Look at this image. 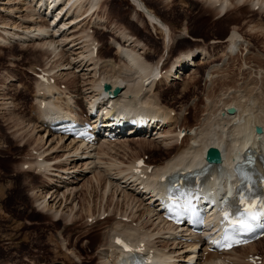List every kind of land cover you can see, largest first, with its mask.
<instances>
[{
    "label": "bare ground",
    "instance_id": "bare-ground-1",
    "mask_svg": "<svg viewBox=\"0 0 264 264\" xmlns=\"http://www.w3.org/2000/svg\"><path fill=\"white\" fill-rule=\"evenodd\" d=\"M130 1L135 6V8H137V10H141L145 14L147 20L149 23H151L153 28L164 35L166 38L164 52L167 54L169 49H171L172 45H174L176 41L172 37V31L170 30L167 23L155 15L148 7H146L142 0ZM201 1L205 6L211 7L212 10L217 13V17L219 19L221 16L225 15L228 8L232 9L234 5L238 4L245 6L249 0ZM250 1H252L253 7H255L257 4H261L264 7V0H257V3H254L255 0ZM105 3L106 0H0V13L5 16L4 19L1 18L2 20H0V34H2L0 35V45L3 44L10 46L13 44H19L20 46V44H22V46H20V48H22L24 45L26 46V44L29 47L34 43V45H36V49H38H35L36 51L50 54V56H54L55 59H57H53V62L51 61L54 66L50 62L52 67L50 66V69H48L49 72L53 73L55 81L51 82L50 85H41L37 82L35 83L38 90L37 94L34 95L35 99H37L36 104H38V110L35 112V114L36 119L40 122V124L37 125V123H35L36 125H34L33 130H28L29 133H27L25 129L29 127L28 125L30 124L26 125L25 121H16L18 123H14L16 124L14 126H17L15 129L20 131L21 136H19L21 138H26V134H29L30 137H32L37 128L38 131H42V129L46 130L50 136L52 132V122L61 118H66L72 114L78 116L80 104L77 100V97L78 95H82L83 99V95H88L86 97V101L88 103H86L93 106L100 104L102 113L101 115L105 118L109 116L116 105L126 106L130 112L135 114L140 113L142 115H146L147 117L149 116V118L153 116L161 117L163 120L160 123V128L157 129V126H159L158 124H153L158 135L154 138V140H157L158 143L161 142L159 147L162 149L169 150L176 148V153L173 157L166 160L164 163L165 165H154L151 173L147 172L142 175H134L130 172V164L117 160L113 162L111 161L112 159L109 158L114 155H112V151L114 148H116L115 146H127L128 141L139 139H136V137H130V139L123 137L124 139H120L112 144L108 143V137L102 135L100 139L101 143L99 144L97 149L98 151L96 152L94 150L97 147L93 148L91 145L85 143L79 144L78 141L72 139L69 143L71 145L70 150L72 151V153L71 151H69V153L72 155L68 156L65 162L62 163V161H59L58 163L57 161L54 163V165H52V162L49 161L52 159L56 161L59 158L49 159V157L54 153H57L60 149L62 150L64 148L63 145H65L66 141L71 138V136L67 134L57 132V136L55 135L57 137V144L52 146V144L55 143V140L53 138L50 139L48 148L43 150L44 152L39 151L37 156L34 157L32 161H29V163L34 167L33 169H39L37 174L45 177L50 183L49 185H47L48 183L46 184V187H49V190L42 192L40 197L37 198L36 202L41 201V203L38 204V211L36 212L46 215L53 214V216L59 218V222H64L67 226L77 222L78 219H80L79 211L76 210L78 205H74L70 208L67 205L71 204V202L74 203V197L77 194V189H75L74 183L76 182L75 179L80 177V175L78 176L79 172L77 173L79 169L77 168V165L73 163L72 169L77 170L66 172L70 174L75 173V175L72 174L74 176H70L69 174L64 173V170H66L64 165L70 164L77 159L83 160L84 158H92L93 161L84 159L86 161L84 165L88 166L86 167L88 169H93L94 167H98L97 163L100 164L102 158L105 157L106 154H109L111 155L110 157L108 156L109 158H107L109 159V162H105V166L102 165L103 168L105 167V169L95 173L93 177L95 182L91 180L92 186L90 191H93V189H95V192L100 191L102 201L105 202L103 207H100L103 211H101V209L98 210L101 211L99 215L106 212L111 213L110 209L116 199L115 205L117 209H123L120 208L121 204L123 207L128 206V208H130L132 211L128 215L126 210L121 215L128 216L129 218L132 217V219L130 221H124L123 219L117 217V215H115V217H107V221L112 219L113 223L107 227L108 231L105 233L104 243L99 252L101 259L99 264H131L132 258H130V255L133 254V252L127 250V247L121 248L117 246L112 241L118 234L125 236L133 243L144 241L146 243V249L153 250V259L150 264H180L179 262L181 260H179V262H172V260L175 258L172 256L174 251L167 250V246L169 245L166 244V242H164L163 249L159 248L158 243H161L159 240L162 238L161 235H168V237H164L163 240L165 241H167V238L170 239L172 237L174 243L177 241V238H181V236L190 237L193 240H196V238L200 236L197 233H193L192 229L187 224H182L186 225L187 227L181 228V225H174L172 222H169L163 218L164 212L161 210L159 202H157L155 199V196L157 195L155 191L159 186V180L157 179L163 174L176 170L179 167H183L185 163L191 164L189 161L192 159H200L201 161L206 162L205 154L207 149L209 146L215 145L218 146L222 151L223 161L221 164H223V168L219 169L214 167L215 171L219 173L220 177L216 178L217 185L213 187L212 191L216 194V197H218V194H221V191L225 189L226 180H230L232 182L230 187L231 189L232 185L234 184L233 180L235 177L234 174H232V170L236 167L238 162H240L245 157V153L248 151V148H258L257 151L259 152V149L264 147V132L260 134L255 128L257 124L264 128V112H262V109L264 108H262V103L264 100V86L262 88V92H258L259 89H257L259 80L264 83V78H262V76L259 77L260 79L257 77L259 79L258 80L254 76V80H256L257 84L255 87H252L249 92L245 94L243 92H239V94H236V96L233 95L234 97L231 96L225 98L226 100L223 99L221 108L215 110L216 112L212 111L215 112L214 114L210 112V116H207L206 119L200 123L201 125L198 128H194V132H191V134L186 135L183 138L182 141L186 143L188 140V143H182V141L179 140L178 135L174 136L176 132H173L179 124V116L172 115L171 111H168V108L159 106L161 103L155 97H153L152 90L155 86V82L158 75L160 74V71H162V65H164L165 62V55L156 62H149L145 57L147 47L142 42V40L127 31L126 27H115L113 24L109 26L110 21L108 20V16L106 18L105 15L102 17L100 16L101 12L103 13L105 10L103 9ZM50 14H54L52 19L47 18ZM61 16L62 18H60ZM136 16L132 18L133 22H137ZM59 18L60 20L58 21ZM48 19L50 20L48 21ZM51 20L52 22L50 23ZM87 20L92 21L94 27L96 26L97 29L103 30L104 33L112 34L109 38V47L116 50V54H118L120 59L119 62L113 58H101L99 56L101 47L98 48L96 54L90 49L89 42L96 41V39L95 37L93 38L89 32L92 27H89V24L88 27L84 26V21ZM79 24H82L83 26L81 27ZM179 38H191L194 40V38H192L189 34L181 35ZM219 41H215L214 43H219ZM245 41V38L240 35L238 30L236 28L233 29L230 38L226 41V43H229V45H227L228 54L231 56H237L238 45H242L246 48ZM200 52L202 53V61L200 59L201 56L197 58ZM188 57H192V62H188V67H186L185 62L188 61ZM210 57L212 56H210L209 53L205 52L204 50H190L181 54L173 62L172 69L177 71L175 68H179L181 70L182 67V70H186V68H192L191 66H203V64H205ZM68 69H76L75 72L73 71L74 73L72 71L69 72L71 76H73L72 74L75 76L77 73L85 71L86 73H83L82 75H87L85 78L90 77V79H92L91 82L87 83L86 81L83 82L85 79L84 77L82 78L84 80H82L83 83L80 86H82L81 88L83 89L80 94H76L69 90L70 88H68V86H65L66 88H61V83L58 82V80L60 81V79H64L65 76H67L66 74H69L68 72L62 73V71ZM169 72L164 73L162 77L168 82L182 79V76H184V73L182 72L180 74V71L173 73L171 70ZM210 74L211 73L209 71L208 75ZM71 76L69 75L67 78ZM13 80L14 78L11 81ZM80 80L81 79H78V81ZM105 84H110L112 89L116 86H122L123 89L121 93L114 97L113 106L105 109V113H103V109L105 107L104 104L107 103V97L110 93L105 89ZM77 85L79 86V84ZM78 91L79 89H77L75 92L79 93ZM254 91H257V93H254ZM230 106L236 107L237 110L235 114L229 113L227 111V108ZM80 113L83 114L82 111ZM212 117L214 118L213 122L218 119L217 126L220 130L214 131L212 129H206V123H208L207 121ZM204 124L206 125L203 126ZM211 124L213 123L210 122V125ZM107 125L109 126V124ZM49 136H47V139ZM261 136L263 138H260ZM44 139L45 135H42L38 139V141H40V146ZM64 139H66V141H64ZM61 141L63 144L60 145ZM138 142L141 148H145V146L147 148H153V143L151 142H141L140 140ZM179 142L181 147L178 146ZM46 144L47 141L42 143V146H45ZM58 146L60 147L58 148ZM33 149L39 150V148L36 147ZM105 149L108 151L106 152ZM46 153L49 154L46 155ZM79 156L82 158H77ZM83 156L85 157L83 158ZM71 157L73 158L72 160L69 159ZM136 158L137 157L134 159ZM32 166L30 167L32 168ZM56 167V173L52 174L51 171ZM81 167L83 166L81 165ZM47 173L51 174L48 175ZM120 179L123 181H119ZM61 188H64L65 191ZM51 199L53 200V203H50ZM200 203L202 204L201 200ZM204 206L207 207V204H204ZM115 210L113 209L112 212H115ZM98 211L89 206L84 212V218L88 219L91 216L96 217ZM140 211L141 213H139ZM136 216H138V218L134 220L133 218ZM134 222L138 227L134 226ZM180 230H185L188 233L183 231L181 232V235ZM177 234L181 236H178ZM183 239L181 241H185ZM181 241H178V244H180ZM261 241L262 239L255 244L234 249L225 254H220L219 252L208 253L207 256H205L204 264H230L233 259L234 261L232 262L235 264L238 260L235 259L238 251L244 250L248 247L253 248L254 250L256 249L257 244L261 243ZM185 242H188V240ZM198 245V243L196 245L193 242L187 243V246L195 248L194 251H192V254L195 253V255L192 256V259H195L197 257L196 255H198L197 260L200 258L199 253L201 248L197 250ZM205 250H207L206 245L202 251V257H204ZM246 256L247 255H245V257Z\"/></svg>",
    "mask_w": 264,
    "mask_h": 264
},
{
    "label": "rangeland",
    "instance_id": "rangeland-1",
    "mask_svg": "<svg viewBox=\"0 0 264 264\" xmlns=\"http://www.w3.org/2000/svg\"><path fill=\"white\" fill-rule=\"evenodd\" d=\"M142 1L155 15L166 22L172 31V37L176 41L167 54L164 52L166 41L164 35L153 28L145 14L141 10H137L130 0H108V2L106 0L103 8L105 10L103 13L101 12L100 16L102 17L105 15V18L108 16V20L110 21V23L108 22L109 26L113 24L115 27H126L127 31L142 40L147 47L145 57L149 62H156L165 55V62L164 65H162V70L163 68L167 69L165 73L171 70L173 73L177 71H180V74L182 72L184 73V76H182L180 80L177 79L176 81L168 82L167 80L160 79L161 81L155 82L152 91L153 97L161 103L159 106L168 108V111L169 109H173V112L176 113L175 115L179 116L181 125L188 130L187 135L194 132V128H198L201 125L200 123H202L207 116H210V112L221 108L223 99L226 100L225 98L234 97L233 95L236 96L239 92H243L244 94L249 92V90L257 84L256 80H254L255 77L259 78L262 76V78H264L263 5L259 4L260 9H254L255 7H253L252 1L250 0L245 6H241L237 3L238 5H234L232 9L228 8L229 11L227 9L228 12L226 11L225 15L218 19L217 13L214 12L211 7L202 4L201 0ZM254 3H257V0H255ZM134 16H136L137 22L132 21ZM4 17L5 16L0 13V20L4 19ZM53 17L54 14H50L47 18L52 19ZM50 19H48V21ZM51 22L52 20L50 23ZM84 23L85 27H88V24L89 27H92L89 31L90 34L93 38L95 37V39L99 40V46L101 47L99 56L101 58L103 57V59L113 58L119 62L120 59L118 54H116V50L109 47V38L112 34L104 33L103 30L97 29L96 26L94 27L92 24V21L87 20L84 21ZM80 26L82 27L83 25L81 24ZM235 28L240 35L245 38L246 48L242 45H238L237 56H231L227 52V45H229V43H226V41L230 38ZM188 34L194 38V40L191 38H179L181 35ZM215 41H219V43H214ZM20 46H22V44H20ZM20 46L19 44L10 46L0 45V264H52L56 261H62L64 264H99L101 261L99 252L104 243L105 233L108 231L107 227L113 223V221L112 219L107 221V218H102L99 221L97 220L98 222L96 223L87 224L84 218V212L89 206L98 211L101 209L100 207H103L105 204V202L102 201L100 191L95 192V189L90 191L92 186L91 180L94 181L93 177L95 173L100 170L103 171L105 169L103 166L106 165L105 162H109V159H112L111 161L113 162L117 160L128 164L131 159L133 160L135 157L145 156L146 158L148 157L150 162L155 163L156 166L160 164L165 165L164 163L166 160L173 157L176 153V148L169 150L162 149L159 147L161 142L158 143L157 140H154L158 135L150 134L140 137L137 136L136 139L138 138L141 142L147 141L153 143V148H147L146 146L145 148H141L138 144L139 140L128 141V145L126 144L127 146H115L116 148H114V150L116 151H112V155H114L111 156L106 154L105 157H103L104 159L102 158L100 164L97 163V168H86L88 166L84 165L86 162L85 160L88 159L89 161H93V159L84 158L85 156H83L85 160L77 159L70 164H61L65 166L64 168L66 170H64V173L77 170L72 169L73 163H75L79 169L77 173L79 172L78 176L80 175V177L75 179L76 182L74 183L77 194L74 197V203L71 202V204L67 206L70 208L74 205H78L76 210L79 211L80 219L74 224L67 226L64 222H59V218L53 216V214L46 215L37 213V206L41 203V201L36 202L37 198L40 197L42 192L49 190V187L46 186L50 183L45 177L35 173V169H33L34 167L32 165V168L23 167L22 162L32 161L37 155L33 153L34 151L37 153H39V151L44 152L43 150L48 148L50 139L52 138L55 140V143L52 142V146H55L57 144V135L52 132V135L50 134L49 136L46 130L42 129V131H38L37 128L34 134L32 133L33 138L26 133V136L23 135L26 138H21L20 131L15 129L17 126L14 125L18 123L16 121H25L26 125L30 124L28 125L29 127L25 129L27 133H29V131L33 130L34 125H36L35 123H37V125L40 124L35 114L38 110V104H36L37 99H35L34 96L38 92L35 85L36 80L35 77L28 72V69L36 63L47 65L49 66L48 69H50V66L53 64L52 60L57 59H55L54 56H50V54L36 51L38 49H36L34 43L29 47L27 44L23 46L24 48H20ZM196 49H200V51L204 50L212 57H210L203 66H191L193 69L189 67L188 69L186 68V70H182V67L181 70L175 68L177 71L172 69L173 62L181 54L190 50L196 51ZM198 57H200L202 61L201 52L197 58ZM191 59L192 57H188V61L185 62L186 67H188V62H192ZM71 71L75 72L76 69H68L62 71V73H69ZM209 71L211 73L210 75H208ZM83 73L86 72L81 71V73H77L75 75L76 77L79 75L77 79L74 74H72L73 76H71L70 73L66 74L67 76H65L64 79L58 80V82L61 83V88H63V86H68V88H70L69 90L76 94H80L83 89L80 85L85 81L87 83L92 81L90 77L85 78L87 75H82ZM69 75L71 77L67 78ZM83 77L85 80L82 79ZM13 78L14 80L11 81ZM78 79L81 80L78 81ZM82 80L84 81L82 82ZM77 84H79V86ZM263 86L264 83L259 80V85L257 86V89H259L258 92H262ZM77 89H79V93L75 92ZM254 93H257V91H254ZM87 96L88 95H83V99L82 95H78L77 97L80 104L79 112L84 111L83 114L88 109V102L86 101ZM263 107L264 100L262 103V108ZM263 110L264 108L262 112H264ZM215 112L212 113L214 114ZM211 119L207 121V125L204 124L203 126L206 125V129H212L214 131L220 130L217 126L218 119L216 118L217 120H215V122H213V117ZM210 122L213 124L210 125ZM189 129L191 132H189ZM40 135H45V139L42 142L45 143L47 141L45 146H42V143L40 146V141H38L41 137ZM47 136H49V140ZM260 138L263 137L261 136ZM71 140L72 139H68L66 141V139H64V141H66L65 145H63L65 148H63L64 151L60 149L57 153L49 157V159L59 158L56 161L53 159L50 160L49 162H52V165L57 161L58 163L59 161L63 163L68 156L72 155V151L70 150L71 145L69 144ZM182 143L185 142L182 141ZM187 143L188 140L185 144ZM61 144H63L62 141L60 145ZM112 144H114V142ZM98 146L94 150L95 152L98 151ZM178 146L181 147V144ZM34 147L39 148V150H32ZM59 147L60 146H58V148ZM105 150L106 152L108 151L107 149ZM69 151H71V153H69ZM49 153H46V155ZM108 156L111 157L109 158ZM77 158L82 157L79 156ZM69 159L72 160L73 158L71 157ZM27 164L30 165V163ZM81 165L83 167H81ZM56 169L57 167L53 168L51 171L52 174L56 173ZM47 174L50 175L51 173ZM66 174L70 176L72 174L75 175V173ZM119 181L123 180L120 179ZM61 189L65 191L64 188ZM115 202L116 199L110 209L111 212L113 209H116L112 216L115 217L116 211L118 212L119 210H127L128 213L132 212L128 206H125V208L121 206V204L120 208L123 209H117ZM50 203H53L52 199ZM139 213H141V211ZM137 218L138 216L133 219L136 220ZM134 226L138 227L136 223ZM161 236L162 238L159 239L161 243H158L159 248L163 249L164 242L169 245L167 246V250L174 251L172 256L175 258L172 262H179V260H181L179 262L180 264H189L190 261H193L192 264H204V259H202L201 256L203 252L200 251V258L198 260H196V258H193V260L192 256H194L195 253L191 254V252L194 251V247L187 246V242L179 239L174 243L172 237L170 239L167 238V241L163 240L165 236L168 237L167 234H165V236L162 234ZM178 241H181V243L178 244ZM263 241L264 239L256 246V250L264 252ZM249 250H253V248L249 247L237 252L235 259L239 260H237L238 264L244 263L243 258L245 257V252ZM237 256H242L243 258Z\"/></svg>",
    "mask_w": 264,
    "mask_h": 264
},
{
    "label": "snow or ice",
    "instance_id": "snow-or-ice-1",
    "mask_svg": "<svg viewBox=\"0 0 264 264\" xmlns=\"http://www.w3.org/2000/svg\"><path fill=\"white\" fill-rule=\"evenodd\" d=\"M245 167L246 165H240L237 169V174L241 177L242 181L250 180V177L245 172ZM237 203L245 205L242 210L236 208L235 212L232 213L227 209L224 210V220L227 221L229 228L247 231L252 228V222L256 221L258 216L264 217V200H261L258 207L254 208L251 200L246 202L244 196L238 195ZM174 204L179 206L176 201H174Z\"/></svg>",
    "mask_w": 264,
    "mask_h": 264
},
{
    "label": "water",
    "instance_id": "water-1",
    "mask_svg": "<svg viewBox=\"0 0 264 264\" xmlns=\"http://www.w3.org/2000/svg\"><path fill=\"white\" fill-rule=\"evenodd\" d=\"M105 86L108 89L111 88V86L109 84H106ZM121 89H122V87H120V86L116 87L115 90H114V93L115 94H118L121 91ZM235 110H236L235 107L228 108V111L230 113L235 112ZM256 128H257L258 132H262L263 131V129L260 126H257ZM220 159H221V152H220L219 148H217V147H211L209 149V151H208L207 160L208 161H220ZM54 264H63V263L60 262V261H58V262H56Z\"/></svg>",
    "mask_w": 264,
    "mask_h": 264
}]
</instances>
